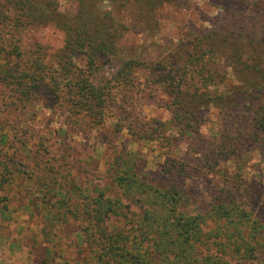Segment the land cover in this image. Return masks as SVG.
Returning a JSON list of instances; mask_svg holds the SVG:
<instances>
[{"label":"trees","instance_id":"trees-1","mask_svg":"<svg viewBox=\"0 0 264 264\" xmlns=\"http://www.w3.org/2000/svg\"><path fill=\"white\" fill-rule=\"evenodd\" d=\"M79 1L85 8L100 0ZM149 1L154 7L174 0ZM140 3L141 0H123L121 4ZM1 7L5 13L0 12V79L22 100L43 97L50 105L101 122L116 94L132 91L138 72L148 71L153 81L166 90L167 105L174 113L171 122L185 123L186 134L199 132L192 120L201 111L220 108L224 121L220 131L201 144L202 160L208 169L232 160L242 161L252 152L250 146L257 148L264 159L261 7L257 9L260 13L250 20L241 15L231 16L223 25L216 24L215 31L200 34L195 46L185 47L183 56L177 52L156 63L130 57L112 77L101 82L96 81L97 75L118 55V37L128 28L124 23L99 11L72 22L58 11V0H47L44 5L38 0H4ZM39 22H52L64 31L65 45L54 62L49 61L44 47L25 48L20 44L19 35ZM239 32L246 33L240 41ZM219 60H225L226 66ZM223 67H230L233 79L241 82L228 85V73ZM156 69L163 72L156 75ZM252 73L258 78L254 82ZM221 85L223 91L219 90ZM147 94L143 90L142 96ZM7 137L3 133L1 139ZM124 168L127 169L114 179L131 201L124 203L120 197L107 195L104 189L92 197V203L86 207L90 213L84 229L87 247L83 263L264 264V205L256 212V205L248 207L246 197L252 186V191L257 192L253 196L263 193L264 200L262 179H252L245 189L246 179L226 170L225 183L215 197L217 201L213 200L207 211L191 214L184 209L187 202L196 198L188 195L185 188L195 169L188 158L166 157L163 170L168 185L164 186L144 181L135 167ZM21 172L25 170L15 164H3L0 190H5ZM4 199L8 196L0 197V201ZM3 204L6 208L7 203Z\"/></svg>","mask_w":264,"mask_h":264},{"label":"rangeland","instance_id":"rangeland-1","mask_svg":"<svg viewBox=\"0 0 264 264\" xmlns=\"http://www.w3.org/2000/svg\"><path fill=\"white\" fill-rule=\"evenodd\" d=\"M38 1L44 5L47 0ZM122 1L100 0L83 8L79 0H58V11L72 22L99 11L128 27L118 37V55L99 72L97 82L112 77L130 57L156 63L177 52L183 56L185 47L195 46L200 34L215 31L216 24L223 25L229 17L250 20L260 13L259 7L264 13V0H174L154 7L149 0L135 6H124ZM3 3L0 0V12L5 13ZM19 36L22 47H44L50 62L65 45L64 31L52 22L29 25ZM239 36L238 41L246 33ZM219 62L226 66L225 60ZM224 69L228 85L241 82L233 79L230 67ZM162 72L155 70L156 75ZM256 79L252 73V82ZM136 80L132 91L116 94L105 119L97 122L86 114L50 105L43 97L22 100L0 79V170L5 163L25 170L0 190L1 199L8 196L0 201V264H85L84 229L90 213L86 207L100 189L130 203L114 179L125 166L135 167L144 181L164 186L168 185L163 170L166 157L188 158L195 169L185 188L196 198L184 209L191 214L205 212L217 201L226 170L246 179L245 189L252 179L264 181V159L252 146L242 161L214 169L202 160L201 144L224 123L220 108L195 116L192 122L199 132L189 135L183 130L185 123L171 122L174 113L167 105L164 86L155 83L148 71L138 72ZM143 90L149 94L142 96ZM3 133L7 139H1ZM249 192L247 205H256L257 212L264 205L263 193L254 197L257 192L252 186Z\"/></svg>","mask_w":264,"mask_h":264}]
</instances>
